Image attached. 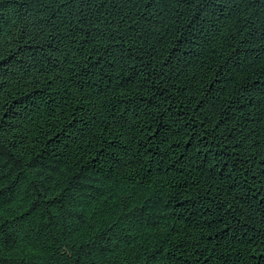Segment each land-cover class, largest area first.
I'll return each instance as SVG.
<instances>
[{"label":"trees","instance_id":"16d2710c","mask_svg":"<svg viewBox=\"0 0 264 264\" xmlns=\"http://www.w3.org/2000/svg\"><path fill=\"white\" fill-rule=\"evenodd\" d=\"M0 264H264V0H0Z\"/></svg>","mask_w":264,"mask_h":264}]
</instances>
